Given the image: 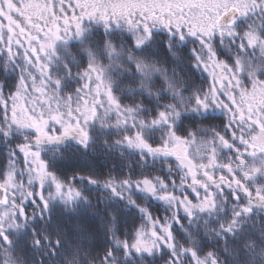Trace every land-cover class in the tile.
<instances>
[{
	"label": "snow or ice",
	"instance_id": "6c2138e0",
	"mask_svg": "<svg viewBox=\"0 0 264 264\" xmlns=\"http://www.w3.org/2000/svg\"><path fill=\"white\" fill-rule=\"evenodd\" d=\"M0 146V264H264V0H0Z\"/></svg>",
	"mask_w": 264,
	"mask_h": 264
},
{
	"label": "trees",
	"instance_id": "16d2710c",
	"mask_svg": "<svg viewBox=\"0 0 264 264\" xmlns=\"http://www.w3.org/2000/svg\"><path fill=\"white\" fill-rule=\"evenodd\" d=\"M75 142H73L74 144ZM7 149L0 146V154L6 153ZM132 160L128 161H120L118 158H109L103 154H96V155H90L88 157H81L79 154L75 153L73 148H69L67 152L65 153V160L63 162V167L65 171L67 172L68 176H71L74 171L78 172L82 175H88L90 174L91 170H95L97 172H103L107 173L110 169H114L112 171L113 176H117L120 174V172H128L129 169L126 167H121L122 164L131 163ZM91 166V169L90 167ZM103 177H101L102 179ZM78 187L80 185H77ZM91 189V195L90 199L93 200V202L96 201L97 197H102L104 195L103 192L96 191L95 187L89 186ZM103 205H101V208ZM95 211V210H93ZM102 216V213H101ZM90 223L94 225H98L102 227L101 219L100 217H97L95 215L89 214L86 217ZM69 222L71 223H78L80 222L79 217L69 216L68 217ZM138 222V221H137ZM122 227H129V225H123Z\"/></svg>",
	"mask_w": 264,
	"mask_h": 264
},
{
	"label": "rangeland",
	"instance_id": "374dc122",
	"mask_svg": "<svg viewBox=\"0 0 264 264\" xmlns=\"http://www.w3.org/2000/svg\"><path fill=\"white\" fill-rule=\"evenodd\" d=\"M94 187V186H93Z\"/></svg>",
	"mask_w": 264,
	"mask_h": 264
}]
</instances>
